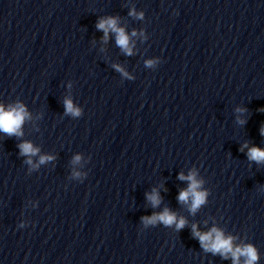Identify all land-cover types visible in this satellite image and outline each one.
Masks as SVG:
<instances>
[{
	"label": "clouds",
	"instance_id": "clouds-1",
	"mask_svg": "<svg viewBox=\"0 0 264 264\" xmlns=\"http://www.w3.org/2000/svg\"><path fill=\"white\" fill-rule=\"evenodd\" d=\"M129 16L134 17L138 20H143L145 18V13L143 11L137 12L133 7L129 11ZM120 18L118 16H107L100 18L96 23V28L103 32L102 40L107 43L109 39V34L115 35L116 45L124 52L126 55H133L134 42L131 41V37H136L137 35L147 39L144 30L141 29L139 32L133 29L129 35L124 27L119 25ZM145 67L153 68L160 63L158 57L153 59H148L145 62ZM116 71L120 72L123 77L132 79L129 73L124 70L118 64L113 65ZM71 87V85H69ZM65 115H70L73 118H78L83 115L82 109L74 105L73 100L70 97H65L64 101ZM239 115H237V123L243 125L246 123V119L242 118L244 113L247 112L246 108L238 107L235 110ZM264 111V108L260 109ZM32 119L31 114L27 110L26 106L17 101L15 104L5 106L0 105V132L4 133L8 137L21 138L24 136L23 126L26 121ZM261 136H264V126L260 128ZM21 156L26 157L24 161L30 166V171L37 169L40 165H44L55 159L53 155H40V149L33 145L31 141L24 140L17 145ZM245 148L247 151V158L251 162H255L257 165L264 164V149L251 146L247 143L241 146V151ZM39 155L38 162H33V157ZM81 161V155L77 154L74 156L72 163L78 164ZM74 178H80L82 173L78 171H73ZM178 179L188 182V187L182 189L179 192L177 200L188 206V210L191 214H195L201 206L206 204L207 197L209 195L207 190H202L203 180L197 179V171L195 168L189 171L187 175L181 172ZM146 199L151 204L152 208H158L162 202V198L159 191L153 188L150 193H146ZM141 223L144 228L149 226L155 227L160 224L166 228L175 227L178 232L182 230L188 221L183 216H178L176 212L172 211L168 207H164L160 212H153L150 216L141 217ZM24 225L21 224L20 227ZM192 235L194 238L199 240L201 248L205 252H211L213 255H220L223 259L231 258L232 264H257L259 260V253L257 248L252 243H241L234 244L236 237L231 235L225 236L224 232L217 227H212L207 232H201L198 230L197 225H192Z\"/></svg>",
	"mask_w": 264,
	"mask_h": 264
}]
</instances>
